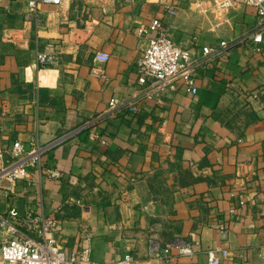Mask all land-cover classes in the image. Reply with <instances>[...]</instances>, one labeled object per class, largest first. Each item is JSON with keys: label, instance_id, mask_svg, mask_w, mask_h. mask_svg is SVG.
Segmentation results:
<instances>
[{"label": "crops", "instance_id": "crops-1", "mask_svg": "<svg viewBox=\"0 0 264 264\" xmlns=\"http://www.w3.org/2000/svg\"><path fill=\"white\" fill-rule=\"evenodd\" d=\"M29 1L0 0V169L15 141L28 151L72 134L26 178L3 182L11 186L0 191V212L23 199L25 213L56 219L54 235L69 251L90 248L99 264L127 254L133 264H162L152 247L176 240L195 254L174 245L169 264H209L214 247L229 250L224 264H264V43L257 51L248 36L257 10L222 12L217 0H63L31 14ZM156 17L195 56L230 46L198 69L197 93L166 87L139 97L137 112L104 114L111 98L139 94L136 61ZM48 46L57 63L39 69L37 52ZM98 50L110 54L105 76Z\"/></svg>", "mask_w": 264, "mask_h": 264}, {"label": "built area", "instance_id": "built-area-1", "mask_svg": "<svg viewBox=\"0 0 264 264\" xmlns=\"http://www.w3.org/2000/svg\"><path fill=\"white\" fill-rule=\"evenodd\" d=\"M62 2L63 0H30L31 14H37L39 3L61 4ZM217 2L222 12L236 5L249 6L257 10L261 21L248 36L258 45L257 51H261L259 44L264 43V0H217ZM229 46L230 43L223 40L217 47H204L202 54L195 56L190 49L181 46L170 37L161 18H153L148 29L147 45L136 61L138 82L142 86L139 94L121 99L111 98L108 110L104 114H114L123 109L137 112L139 97H158L166 87L171 91L183 89L191 94L197 93L195 76L198 69L207 64L215 52L226 50ZM36 59L38 68L43 69L57 63L58 55L53 46H48L37 52ZM109 59L110 54L106 51L98 50L94 54V60L99 64L98 69L102 76H105L103 65ZM98 118L99 115L95 116L76 131L94 124ZM71 134H63L45 145L33 143L28 151L20 141H15L10 150V161L0 169V191L9 193L11 185H4V181L14 184L26 178L32 167L41 164L44 152L61 144ZM43 172L52 178L61 176L58 169L47 168L43 169ZM5 213L6 216L3 215ZM0 227L7 229L11 234L0 241V264H79L80 262L99 264L90 260V248L81 253L69 251L54 235L58 227L56 219L44 214L30 210L21 216L17 205L10 204L7 211L0 212ZM174 245H177L180 255L195 254L192 247L176 240L168 243L161 251L156 246L152 247L149 257H159L162 264H169ZM205 253L209 264H224L230 254L229 250L221 247L209 248ZM134 261L135 257L127 254L109 264H133Z\"/></svg>", "mask_w": 264, "mask_h": 264}, {"label": "rangeland", "instance_id": "rangeland-1", "mask_svg": "<svg viewBox=\"0 0 264 264\" xmlns=\"http://www.w3.org/2000/svg\"><path fill=\"white\" fill-rule=\"evenodd\" d=\"M3 215H7L6 213L5 214H3ZM11 234H10V232L9 231H7V229H2L1 227H0V241L1 240H3V239H5L6 237H9Z\"/></svg>", "mask_w": 264, "mask_h": 264}, {"label": "water", "instance_id": "water-1", "mask_svg": "<svg viewBox=\"0 0 264 264\" xmlns=\"http://www.w3.org/2000/svg\"><path fill=\"white\" fill-rule=\"evenodd\" d=\"M18 208H19L18 209L19 210V214L21 216H24L25 215V205H24V200L23 199H20Z\"/></svg>", "mask_w": 264, "mask_h": 264}, {"label": "trees", "instance_id": "trees-1", "mask_svg": "<svg viewBox=\"0 0 264 264\" xmlns=\"http://www.w3.org/2000/svg\"><path fill=\"white\" fill-rule=\"evenodd\" d=\"M65 210H68V209H65Z\"/></svg>", "mask_w": 264, "mask_h": 264}]
</instances>
